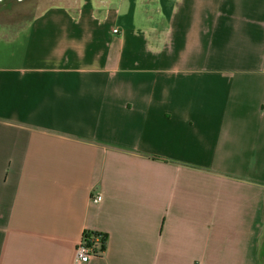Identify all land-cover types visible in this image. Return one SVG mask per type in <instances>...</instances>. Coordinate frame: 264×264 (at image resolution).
I'll return each mask as SVG.
<instances>
[{
    "label": "crops",
    "instance_id": "crops-1",
    "mask_svg": "<svg viewBox=\"0 0 264 264\" xmlns=\"http://www.w3.org/2000/svg\"><path fill=\"white\" fill-rule=\"evenodd\" d=\"M87 230L81 264H264V0L0 24V264H75Z\"/></svg>",
    "mask_w": 264,
    "mask_h": 264
},
{
    "label": "rangeland",
    "instance_id": "rangeland-1",
    "mask_svg": "<svg viewBox=\"0 0 264 264\" xmlns=\"http://www.w3.org/2000/svg\"><path fill=\"white\" fill-rule=\"evenodd\" d=\"M60 0H0V24L37 15L47 5ZM264 260V246L262 248Z\"/></svg>",
    "mask_w": 264,
    "mask_h": 264
},
{
    "label": "built area",
    "instance_id": "built-area-1",
    "mask_svg": "<svg viewBox=\"0 0 264 264\" xmlns=\"http://www.w3.org/2000/svg\"><path fill=\"white\" fill-rule=\"evenodd\" d=\"M114 33H118L119 29L115 28ZM101 197L100 195L94 196V201H100ZM95 240H99V238H96ZM98 255L93 249V247H90V245L87 243L86 239L83 238L82 241L78 244L75 250V264H81L85 262H89L94 256Z\"/></svg>",
    "mask_w": 264,
    "mask_h": 264
},
{
    "label": "trees",
    "instance_id": "trees-1",
    "mask_svg": "<svg viewBox=\"0 0 264 264\" xmlns=\"http://www.w3.org/2000/svg\"><path fill=\"white\" fill-rule=\"evenodd\" d=\"M83 238L86 239L87 243L90 247H93L98 255H101L106 250L108 241L107 233L87 230L84 232ZM96 238H99V240H95Z\"/></svg>",
    "mask_w": 264,
    "mask_h": 264
}]
</instances>
